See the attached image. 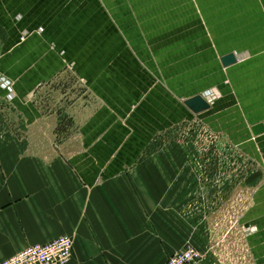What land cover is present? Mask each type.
I'll list each match as a JSON object with an SVG mask.
<instances>
[{"label": "crops", "instance_id": "crops-1", "mask_svg": "<svg viewBox=\"0 0 264 264\" xmlns=\"http://www.w3.org/2000/svg\"><path fill=\"white\" fill-rule=\"evenodd\" d=\"M0 77V264L61 236L67 264H264V0H0ZM180 129L238 167L161 150Z\"/></svg>", "mask_w": 264, "mask_h": 264}, {"label": "built area", "instance_id": "built-area-1", "mask_svg": "<svg viewBox=\"0 0 264 264\" xmlns=\"http://www.w3.org/2000/svg\"><path fill=\"white\" fill-rule=\"evenodd\" d=\"M0 84L9 91L8 97H12L10 83L0 77ZM72 248V238L61 236L46 244L26 247L1 264H67L72 256ZM201 260V253L192 246H187L170 256L165 264H197Z\"/></svg>", "mask_w": 264, "mask_h": 264}, {"label": "rangeland", "instance_id": "rangeland-1", "mask_svg": "<svg viewBox=\"0 0 264 264\" xmlns=\"http://www.w3.org/2000/svg\"><path fill=\"white\" fill-rule=\"evenodd\" d=\"M179 132H181L179 133V137L172 141V143L170 144L164 143V146L161 150H164V148L166 147L172 146L175 148V150L178 151L193 152L197 158L193 161H188L189 167L193 166L195 168H218L219 166L220 168L227 169V175L228 173L233 172L232 169L238 167V163L242 160H235L234 158H232V153L234 150L227 145L226 147H223V145L217 143L208 144L206 143L205 139H202V135H198L197 132L193 134L191 130H189V133L193 134V139L192 137L188 138L185 135V129H180ZM207 153H209L208 156H206ZM210 155H212V158L210 157ZM218 156L223 158L224 156L226 157L225 160L222 159L223 161H221V165H218ZM241 163L243 169L242 179L244 184L245 180L248 178L247 175L249 174L250 165L244 159ZM226 178L227 182H229L228 180H231L230 182L233 183L232 176H226Z\"/></svg>", "mask_w": 264, "mask_h": 264}, {"label": "clouds", "instance_id": "clouds-1", "mask_svg": "<svg viewBox=\"0 0 264 264\" xmlns=\"http://www.w3.org/2000/svg\"><path fill=\"white\" fill-rule=\"evenodd\" d=\"M199 96H201L208 104H211L214 102L215 99H217L220 96L219 90L215 87L211 89H205L203 90ZM11 99V97H9Z\"/></svg>", "mask_w": 264, "mask_h": 264}, {"label": "water", "instance_id": "water-1", "mask_svg": "<svg viewBox=\"0 0 264 264\" xmlns=\"http://www.w3.org/2000/svg\"><path fill=\"white\" fill-rule=\"evenodd\" d=\"M193 112H200L208 108L204 101L200 97H196L185 104Z\"/></svg>", "mask_w": 264, "mask_h": 264}]
</instances>
